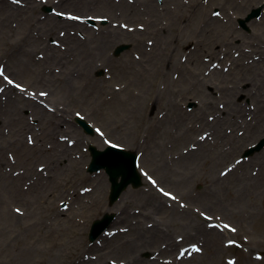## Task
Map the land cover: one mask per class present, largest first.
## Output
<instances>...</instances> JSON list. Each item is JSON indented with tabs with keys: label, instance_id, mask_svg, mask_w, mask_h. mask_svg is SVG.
I'll use <instances>...</instances> for the list:
<instances>
[{
	"label": "rangeland",
	"instance_id": "1",
	"mask_svg": "<svg viewBox=\"0 0 264 264\" xmlns=\"http://www.w3.org/2000/svg\"><path fill=\"white\" fill-rule=\"evenodd\" d=\"M61 8L104 13L111 23L89 21L80 29L83 40L71 34L61 38L60 30H78L55 15L53 9ZM258 8L261 16L249 19ZM213 10H219L221 17L211 16ZM117 21H129L133 28L134 22H143L146 31L113 28ZM53 39L62 41L60 49L51 43ZM148 39L154 41L150 52ZM120 47L126 49L115 55ZM38 51L45 52L42 62L35 60ZM234 51H240L241 57L235 58ZM137 53H141L139 61ZM221 56L222 67L212 69V63H221ZM0 63L22 77L26 86L34 84L30 91L52 92L45 103L56 109L48 113L28 97L12 95L6 84L0 85L7 89L2 95L8 97L0 99V264H83L81 253L96 257L88 264H110L113 259L117 264H164L166 259L173 264H226L229 258L237 264H264V146L258 148L264 142V0H208L207 4L203 0H135L133 4L60 0L59 5L57 0H21L19 5L0 0ZM57 66L59 75L54 71ZM183 66L190 68V74L179 71ZM224 66H229L227 73ZM177 72L180 79L174 80ZM117 83L120 92L114 91ZM76 111L82 112L94 134H86L76 124ZM134 115L139 117L125 126ZM208 115L216 119L208 121ZM248 115L253 121L246 119ZM153 123L158 129L151 128ZM97 127L105 131V138L122 141L125 150L138 156L143 152L141 166L154 173L161 186L179 194L189 209H179L176 202L168 208L143 176L140 187L127 188L111 202L107 174L87 171L90 146L107 147ZM228 127L233 130L230 135ZM205 130L213 133L215 143L205 141L197 151L183 153V147ZM28 135L35 145L27 143ZM59 135L76 140V145L68 148L57 140ZM235 159L242 163L227 178H218V171ZM41 164L47 177L38 171ZM18 171L19 176L13 175ZM252 171H257L255 177ZM82 186L93 191L82 194ZM61 199L69 204L66 212L60 209ZM193 205L211 207L238 221L234 238L243 247L224 249L222 237L202 236V223L191 212ZM16 206L24 211L23 217L13 211ZM135 208L141 212L135 213ZM109 215L113 219L107 232L119 227H129L130 232H117L115 237L103 232L90 241L94 223ZM149 223L160 225L158 240L148 251L135 253L140 248L134 241L154 234L142 230ZM7 224L11 228L3 236ZM178 233L194 241L203 238L204 253L175 261L172 239ZM245 234L250 236L248 242L242 241ZM6 240L15 242L6 247Z\"/></svg>",
	"mask_w": 264,
	"mask_h": 264
},
{
	"label": "snow or ice",
	"instance_id": "2",
	"mask_svg": "<svg viewBox=\"0 0 264 264\" xmlns=\"http://www.w3.org/2000/svg\"><path fill=\"white\" fill-rule=\"evenodd\" d=\"M13 4L19 5L21 3V0H11ZM60 0H57V3L59 5ZM185 3H187V0H184ZM208 0H204V3L207 4ZM129 4L135 3V0H128ZM53 12H55V15L59 18H61L65 23L69 24L70 26L76 27L78 30L76 32L69 33V31L66 30H60L58 35L61 38H65L69 34L74 35L79 37V39L83 40L85 37L82 34V31L80 29L87 25L89 21H99L101 24L105 23H111L109 20V16L104 13H99V14H88V13H82V12H76L72 10H68L65 8H61V10L57 11L56 9H53ZM211 16L213 17H221V12L219 10H213L211 12ZM136 23V27H130V22L125 21V22H115L112 23L113 28H120L127 30L128 32H135L137 28L141 33L146 31V25L143 22H134ZM90 26V25H88ZM99 31V29H96ZM53 45L57 49H60L62 46V41L60 39H53L51 41ZM154 45V41L152 39H148L146 42V49L147 51H151L152 47ZM63 51H67V45L65 44L63 47ZM233 56L235 58H240L241 57V52L240 51H234ZM256 60H260L261 57L259 55H256L254 57ZM135 59L137 61L141 60V53H137L135 56ZM204 60H208L209 58L207 56L203 57ZM35 60L38 62H42L45 60V52L44 51H38L35 53ZM219 60L221 63H212L211 68L212 69H219L222 67V62L224 60V57L221 56L219 57ZM183 61L187 62L188 57H183ZM232 61H228V65L231 66ZM229 66H224L223 67V72L227 73L229 71ZM55 73L57 75L61 74V68L57 66L54 69ZM205 75H209L208 72L204 73ZM180 73L177 72L174 74L173 79L174 80H179L180 79ZM111 78V77H110ZM6 84L11 88L12 95H16L17 92L21 95V97H28L30 100H32L35 104V106L42 108L48 113H54L56 111L55 107H52L50 103H45V100H47L51 95H53L52 92H50L47 88H41L35 91H30V88L35 87L34 84L29 83L26 86L25 80L18 76L15 72L9 71L7 66L3 63H0V85ZM7 91V89L4 86H0V99L3 101H7L8 97L4 96V94ZM114 91L115 92H120L121 91V84L117 83L114 86ZM220 109H224L225 105L223 103L219 104ZM253 110H255V105L252 106ZM162 113V117H163ZM75 116L79 119H84V115L82 114L81 111H76ZM208 121H213L216 119L214 115H208L207 116ZM248 121H253V116L248 115L246 117ZM96 133L104 138L103 143L107 145L110 148L114 149H119V150H124V143L120 140H114V139H109L105 138V131L102 130L100 127H97L95 129ZM232 128L228 127L226 128L227 134H232ZM238 135L243 137L244 132L239 131ZM27 143L29 145H35L36 141L33 139L32 135H28L26 137ZM57 140L59 142H66V146L68 148H72L73 146L76 145L77 141L70 139L67 135H59L57 137ZM205 141H210L212 143H215L213 139V133L209 132L207 130L203 131L201 134H198L197 136V141H193L188 145H185L182 149L183 153L189 154L190 152H195L198 150L200 147V144L205 142ZM47 148L49 150L53 149V144L49 143L47 145ZM145 154L143 152L140 153V156H134L131 163L135 166L136 169H139L140 174L147 180L148 184L151 186L152 189L158 193V195L161 198H165L164 203L168 208L172 207V203L170 202H176L177 206L181 210L189 209V204L184 202V200L179 196V194L175 193L174 191L170 189H166V187L161 186V182L156 178L155 174L146 170L145 167L141 166V157H143ZM10 159H12L13 162H15V157L10 155ZM242 163V160L240 159H235L234 163H229L223 166L219 171H218V178H227L236 168L237 165H240ZM38 171L43 174L45 177L48 176V170L46 169L45 165L41 164L38 168ZM21 173L15 172L13 175L19 176ZM251 175L255 177L257 175V171H252ZM29 187V184H25L24 188L27 189ZM79 191L83 193H91L93 191L92 188L90 187H81ZM60 209L64 212L69 210V204L65 203L63 199L60 200L59 202ZM13 211L17 214L18 217H23L25 215L24 211L20 206L14 207ZM135 213L139 214L141 212L140 208H135L134 209ZM191 212L199 218V221L202 223L203 230L205 232H211L215 233L216 235L222 237L221 239V245L224 249L228 248H233V247H243V244L238 242V240L235 237V235L239 231L238 227V221H234L231 219L229 216L224 215V213H219L217 214L216 212L212 211L211 207H202L199 205H193L191 208ZM215 221V222H213ZM148 229L153 228V224L149 223L146 225ZM117 232L127 234L130 232L129 227H119L115 231H109L106 232L104 235L106 237H115ZM250 240V236L248 234H245L242 237L243 242H248ZM99 243V241H97ZM172 243L175 246V253H174V260L177 262H183L186 257H192L193 253H199L203 254L205 251L204 248V241L203 238L199 241H194L192 239H189L186 237L184 234H176L173 239ZM165 249L169 247V245L165 244L163 245ZM246 250V249H245ZM160 254L157 253L152 257V259L155 261L157 259V256ZM95 256H89L85 255L84 253H81V260L83 264H88L89 260H95ZM256 259L259 260L261 259V256L259 253L256 254ZM110 264H117V261L115 259L110 261ZM121 264H123V261H121ZM164 264H173V260H168L166 259L164 261ZM226 264H237L235 259L229 258L226 261Z\"/></svg>",
	"mask_w": 264,
	"mask_h": 264
},
{
	"label": "water",
	"instance_id": "3",
	"mask_svg": "<svg viewBox=\"0 0 264 264\" xmlns=\"http://www.w3.org/2000/svg\"><path fill=\"white\" fill-rule=\"evenodd\" d=\"M260 9L253 12L249 19L260 15ZM125 47L118 49L117 54L122 52ZM77 122L84 128L87 134H93L92 128L83 120ZM264 146V142L258 147ZM92 155V162L90 164V172L105 169L110 177L111 182V202L116 201L120 195L130 186L139 187L141 185V177L137 169L131 163L134 156L133 152L119 150L114 148H107L104 151H99L94 147L90 148ZM103 223L97 222L94 225L92 239L96 237V229ZM106 226V222L104 224ZM103 229H100L101 232Z\"/></svg>",
	"mask_w": 264,
	"mask_h": 264
},
{
	"label": "bare ground",
	"instance_id": "4",
	"mask_svg": "<svg viewBox=\"0 0 264 264\" xmlns=\"http://www.w3.org/2000/svg\"><path fill=\"white\" fill-rule=\"evenodd\" d=\"M222 32V31H221ZM156 37H159V35H158V33H156V34H154ZM158 51V50H157ZM163 55L164 54H162L161 55V57H163ZM159 56H156V57H153V62L152 63H154V61L158 58ZM174 66V65H173ZM179 66V65H178ZM164 67V66H163ZM175 68H176V66H175ZM143 70H141V71H139L138 72V74H140L142 71H144V68H142ZM187 70V73L188 74H190V68L189 67H180V69H179V71H186ZM191 73H193V70H192V72ZM135 75V74H134ZM154 81V80H153ZM178 84H181V82H178ZM150 90L152 91L153 90V87L150 85ZM151 97V96H150ZM146 107V106H145ZM139 111V110H138ZM145 115V114H144ZM137 117H139V116H137V115H134V116H132V118H129L126 122H125V126H127L129 123H130V120L131 119H135L136 120V118ZM146 118V117H145ZM143 119H144V117H143ZM147 121H148V119H146ZM140 127V126H139ZM151 128L152 129H154V130H156V129H158L157 128V124H155V123H153L152 124V126H151ZM263 155H264V153H262ZM225 157H226V154L224 155ZM224 157V158H225ZM263 168H264V165H263ZM129 196H130V194H128ZM124 199H125V197H124ZM125 203V202H124ZM228 210H231V209H228ZM139 226H140V224H139ZM160 226V225H159ZM158 225H155L154 227H153V229L151 230V229H147V228H142V230H143V232L145 233V235H148L147 233H148V231H151V233H154L153 234V236L152 237H144V236H141L140 238H138L140 241H134V243H135V246L136 247H139L140 249L138 250V251H135V253H142V251H144V250H147L148 251V248H150L153 244H155L156 242H157V240H158V237H159V235H160V233L159 234H157L158 233V227H159ZM11 228V225L10 224H7V226H5V227H3L2 228V234L1 235H3V236H5V232L7 231V233H8V229H10ZM184 228V227H183ZM155 229H157V230H155ZM138 232V231H137ZM14 232H12V234H13ZM140 233V232H139ZM139 233H137V235L139 234ZM201 233H203L202 234V236H205L206 237V239L208 238V236H210V234H212L211 232H205L204 230H203V227H202V229H201ZM162 234V233H161ZM11 235V234H10ZM142 235V234H141ZM15 242V241H14ZM13 241H9V242H7V240H6V247H10V246H12L13 244L12 243H14ZM211 243V242H210ZM146 245V246H145ZM12 250V249H11ZM132 258H135L134 256H132ZM135 259H137V258H135ZM139 260H142V259H139Z\"/></svg>",
	"mask_w": 264,
	"mask_h": 264
}]
</instances>
